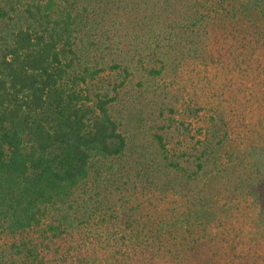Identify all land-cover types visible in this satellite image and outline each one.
<instances>
[{"label": "trees", "instance_id": "16d2710c", "mask_svg": "<svg viewBox=\"0 0 264 264\" xmlns=\"http://www.w3.org/2000/svg\"><path fill=\"white\" fill-rule=\"evenodd\" d=\"M261 61L264 0H0V264H264V149L198 90Z\"/></svg>", "mask_w": 264, "mask_h": 264}, {"label": "rangeland", "instance_id": "374dc122", "mask_svg": "<svg viewBox=\"0 0 264 264\" xmlns=\"http://www.w3.org/2000/svg\"><path fill=\"white\" fill-rule=\"evenodd\" d=\"M260 69L264 76L263 61L260 63ZM215 76L217 80L212 78L208 80L210 87L197 89L202 92L204 101H212L215 107L220 105L222 107L218 116L224 118L229 129V137L224 151L229 155L246 153L250 148L257 149V151L263 150L264 122L263 119L261 120L260 115H264V81L261 78L262 81H255L252 76L247 75L241 78L234 67L225 70L221 77L217 73H215ZM116 79L117 76L114 73L103 74L99 80L94 82L96 86L94 91L111 90ZM131 80V84L127 86L128 89L138 81V78L134 77ZM210 82L212 83L210 84ZM239 82H242V86L238 84ZM188 83L189 87H194L191 86L192 82ZM244 90L250 92L245 96ZM208 97L210 98L208 99ZM222 174L221 172L220 175ZM252 174L255 176L254 171ZM254 204L250 207L249 212L256 220H264V199L257 198ZM259 231H262V228Z\"/></svg>", "mask_w": 264, "mask_h": 264}]
</instances>
